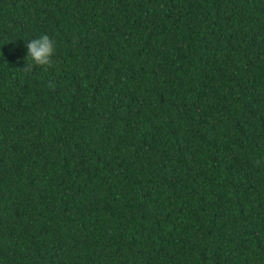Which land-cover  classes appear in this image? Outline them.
Instances as JSON below:
<instances>
[{"label": "trees", "instance_id": "trees-1", "mask_svg": "<svg viewBox=\"0 0 264 264\" xmlns=\"http://www.w3.org/2000/svg\"><path fill=\"white\" fill-rule=\"evenodd\" d=\"M0 264H264V0H0Z\"/></svg>", "mask_w": 264, "mask_h": 264}, {"label": "clouds", "instance_id": "clouds-1", "mask_svg": "<svg viewBox=\"0 0 264 264\" xmlns=\"http://www.w3.org/2000/svg\"><path fill=\"white\" fill-rule=\"evenodd\" d=\"M25 63L21 66L25 73H35V69L48 68L55 63L57 42L48 33H41L25 40Z\"/></svg>", "mask_w": 264, "mask_h": 264}]
</instances>
